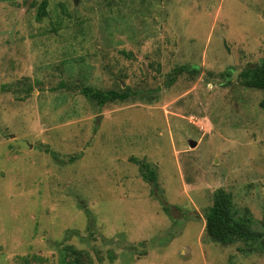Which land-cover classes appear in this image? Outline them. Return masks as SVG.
<instances>
[{
    "label": "rangeland",
    "instance_id": "rangeland-1",
    "mask_svg": "<svg viewBox=\"0 0 264 264\" xmlns=\"http://www.w3.org/2000/svg\"><path fill=\"white\" fill-rule=\"evenodd\" d=\"M42 1L0 0V264H264L204 219L221 189L264 230V0Z\"/></svg>",
    "mask_w": 264,
    "mask_h": 264
},
{
    "label": "trees",
    "instance_id": "trees-1",
    "mask_svg": "<svg viewBox=\"0 0 264 264\" xmlns=\"http://www.w3.org/2000/svg\"><path fill=\"white\" fill-rule=\"evenodd\" d=\"M46 5L47 1L43 0L36 16L38 21L46 15ZM189 70L187 67H180L176 69L175 74L178 75ZM242 78L244 86L264 91V60L258 66L247 68L242 73ZM80 94L94 101L98 106L113 102H125L133 96L128 90L122 93L113 90L102 92L89 87L81 88ZM260 107L264 110V99L260 102ZM131 162L138 165L140 175L144 181L156 184V175L147 163L135 159H131ZM204 219L205 235L211 241L223 246L239 242L244 243L246 245L245 252L247 253L262 252L264 250V230H253L251 218L247 215L237 216L231 196L224 190L219 189L213 194L212 206L205 211ZM60 253L59 264H81V252L74 247H63ZM67 255L74 256V260L67 261Z\"/></svg>",
    "mask_w": 264,
    "mask_h": 264
},
{
    "label": "water",
    "instance_id": "water-1",
    "mask_svg": "<svg viewBox=\"0 0 264 264\" xmlns=\"http://www.w3.org/2000/svg\"><path fill=\"white\" fill-rule=\"evenodd\" d=\"M74 1L77 2V0H74ZM233 78L236 79V73L233 75ZM96 120H97V123H99L100 117H97ZM195 146H196V143L195 142H193V141H190L189 142V147L190 148H194Z\"/></svg>",
    "mask_w": 264,
    "mask_h": 264
}]
</instances>
